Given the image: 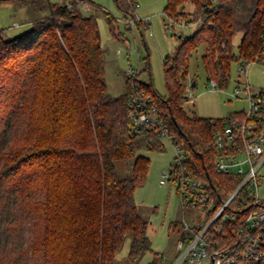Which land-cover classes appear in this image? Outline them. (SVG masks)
<instances>
[{"label": "trees", "instance_id": "1", "mask_svg": "<svg viewBox=\"0 0 264 264\" xmlns=\"http://www.w3.org/2000/svg\"><path fill=\"white\" fill-rule=\"evenodd\" d=\"M186 1L203 20L192 36L178 34L181 49L163 60L166 97L152 78L139 79L141 70L127 76L125 93L111 97L97 19L74 5L13 38L0 30V264H26L30 257L33 264H114L129 235L132 257L148 248L135 191L151 166L143 153L165 146L152 131L132 128L128 102L136 83L153 97L174 143L189 157L180 168L221 200L233 192L237 177L216 171L212 137L213 120L227 116L186 112L188 62L205 45L207 80L220 88L228 86L234 61L264 62V0H168L166 15L178 19ZM117 2L126 17L136 18L134 0ZM237 32L243 33L238 54ZM143 70L150 72L149 63ZM259 91L264 96V88ZM234 114L245 116L244 109ZM121 159H134L131 176H119ZM237 225L224 228L230 242L237 240ZM160 262L156 253L150 264Z\"/></svg>", "mask_w": 264, "mask_h": 264}, {"label": "rangeland", "instance_id": "2", "mask_svg": "<svg viewBox=\"0 0 264 264\" xmlns=\"http://www.w3.org/2000/svg\"><path fill=\"white\" fill-rule=\"evenodd\" d=\"M78 1L0 0V30H4L5 38H13L31 28L34 22L56 12L59 7L74 5L83 16L93 14L97 19L109 95L116 97L126 92L127 70L132 68L141 70V81H149L152 78L157 91L166 97L168 91L163 60L166 55L174 56L181 49L182 41L178 40V34L183 33L186 39L198 29L202 19L195 15L194 4L186 1L180 6L177 21L193 17L197 22L186 26L176 24L173 27L165 13L168 0H134V23L130 22L132 17H126L117 0H91L93 3L86 4H79ZM242 37V32L233 36L234 51L237 54ZM205 48V45H201L193 51L188 62V98L184 102L186 112L200 117H225L233 111L246 109L247 101L243 92L238 97H232L231 92L237 85L243 90L246 80L252 91L264 88V62L252 61L247 64L246 74H243L238 61H234L228 86L212 89L202 60ZM147 63L150 65V72L143 70ZM189 87L191 92L188 91ZM162 141L164 151L143 153L150 157L151 166L146 183L135 191L139 212L147 222L148 248L138 257H132V238L129 235L116 254L114 264H150L156 253L161 258V264H172L179 253L177 242L183 228V218L191 225L205 219L206 212L202 209H182L173 183H161L163 173L169 171L177 155L170 140L162 138ZM133 161L134 159H121L116 162L120 177L132 175ZM260 171L264 175V165ZM260 194L264 200V179L260 184ZM26 234L27 241L30 235L28 232ZM34 261V258L30 257L26 264H33Z\"/></svg>", "mask_w": 264, "mask_h": 264}, {"label": "built area", "instance_id": "3", "mask_svg": "<svg viewBox=\"0 0 264 264\" xmlns=\"http://www.w3.org/2000/svg\"><path fill=\"white\" fill-rule=\"evenodd\" d=\"M168 18L173 27L197 22L193 17L180 22ZM239 67L241 73L246 74L247 64L240 62ZM138 72L131 68L127 75L135 78ZM209 82L212 89L219 88L215 79ZM188 91L191 92V87ZM242 92L247 101L243 118L233 111L224 122L213 120L212 137L218 149L216 171L234 175L238 180L230 196L221 200L211 194L203 180L180 168L183 160L189 157L174 143L153 97L139 83L133 87L128 102L133 130L148 129L160 138L170 140L176 148L175 163L163 173L161 183H173L183 210L192 208L206 212L203 222L196 225L183 218L177 242L179 253L172 264H264V200L260 194L264 179L260 171L264 165V125L261 126L264 123V96L260 91H252L247 80L244 89L237 85L231 96L238 97ZM237 197L238 203L234 204ZM233 221L238 223L237 229H233L237 240L230 242L224 228Z\"/></svg>", "mask_w": 264, "mask_h": 264}, {"label": "water", "instance_id": "4", "mask_svg": "<svg viewBox=\"0 0 264 264\" xmlns=\"http://www.w3.org/2000/svg\"><path fill=\"white\" fill-rule=\"evenodd\" d=\"M193 86L195 85V83L192 84Z\"/></svg>", "mask_w": 264, "mask_h": 264}, {"label": "crops", "instance_id": "5", "mask_svg": "<svg viewBox=\"0 0 264 264\" xmlns=\"http://www.w3.org/2000/svg\"><path fill=\"white\" fill-rule=\"evenodd\" d=\"M193 84V83H192Z\"/></svg>", "mask_w": 264, "mask_h": 264}]
</instances>
